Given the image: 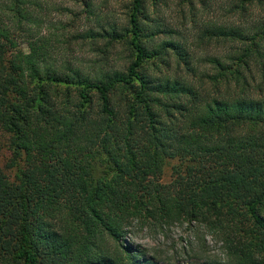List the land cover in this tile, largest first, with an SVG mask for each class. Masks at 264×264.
Here are the masks:
<instances>
[{
	"label": "trees",
	"instance_id": "1",
	"mask_svg": "<svg viewBox=\"0 0 264 264\" xmlns=\"http://www.w3.org/2000/svg\"><path fill=\"white\" fill-rule=\"evenodd\" d=\"M160 1L131 0L124 28L77 35L104 42L84 72L57 65L37 0H0V264H150L127 245L132 228L175 224L217 239L218 264H264V95L251 92L264 77L254 89L249 80L257 36L198 75L181 45L150 44L147 6ZM116 45L128 62L105 68Z\"/></svg>",
	"mask_w": 264,
	"mask_h": 264
},
{
	"label": "rangeland",
	"instance_id": "2",
	"mask_svg": "<svg viewBox=\"0 0 264 264\" xmlns=\"http://www.w3.org/2000/svg\"><path fill=\"white\" fill-rule=\"evenodd\" d=\"M37 0L35 18L38 33L54 43L52 57L58 66L77 67L92 72L93 64L103 58L99 52L104 42L77 39L97 26L115 25L118 29L127 25L131 0ZM240 0H161L155 8L147 6L146 23L154 35L151 45L172 41L185 48L195 57L197 74L212 73L207 59L225 60L233 50L238 51L256 34V51L251 52L249 80L257 88L264 77V2L253 3L247 12L236 7ZM231 35L223 36V32ZM241 34V35H240ZM146 40V39H145ZM26 51L25 44L19 45ZM130 51L116 45L104 59L105 68L122 69L128 62ZM97 64V63H96ZM64 68V67H63ZM171 65V71H172ZM172 73V72H171ZM261 84V83H260ZM257 85V86H256ZM252 92L255 98L264 95V89ZM4 152L0 154V167L5 163ZM126 243L132 249L139 247L144 253L140 260L150 264H218L224 261L221 244L206 230L189 229L175 224L164 228L134 226ZM112 243L105 241L100 248L109 252Z\"/></svg>",
	"mask_w": 264,
	"mask_h": 264
}]
</instances>
